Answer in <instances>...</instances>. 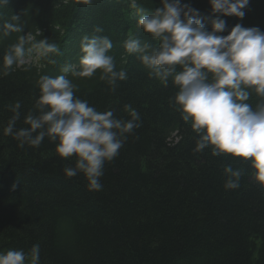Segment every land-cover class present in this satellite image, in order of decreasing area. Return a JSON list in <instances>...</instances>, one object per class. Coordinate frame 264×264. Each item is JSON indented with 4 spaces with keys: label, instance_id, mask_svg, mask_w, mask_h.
Returning a JSON list of instances; mask_svg holds the SVG:
<instances>
[{
    "label": "trees",
    "instance_id": "16d2710c",
    "mask_svg": "<svg viewBox=\"0 0 264 264\" xmlns=\"http://www.w3.org/2000/svg\"><path fill=\"white\" fill-rule=\"evenodd\" d=\"M130 3L9 0L0 6V25L22 26L7 36L0 32V252L22 249L27 263L39 245L38 264H264V184L244 158L213 156L211 147L194 151L197 134L170 102L178 91L172 78L165 85L149 76L138 54L123 47L130 36L143 44L154 39L138 26ZM182 3L202 16L214 15L209 0ZM137 4L151 11L162 7L161 0ZM244 11L242 19L221 15L228 30L220 35L237 23L264 31V0H249ZM206 27L211 30V23ZM63 32L72 44L71 64L78 62L83 36L109 37L115 70H124L127 78L117 80L113 90L100 70L91 78L63 73L70 64L60 55ZM27 34L35 41L48 38L59 53L6 72V50ZM42 75H66L77 86L75 95L97 111L112 110L124 120L131 119L127 106L139 113L141 126L127 134L119 155L104 166L101 190H89L83 173L67 177L64 169L74 167L75 158L59 156L47 137L39 147H20L4 134L16 102L21 108L15 130L30 127L24 119L38 111ZM262 101L251 92L247 103L255 108ZM229 165L242 173L236 189L225 187Z\"/></svg>",
    "mask_w": 264,
    "mask_h": 264
},
{
    "label": "clouds",
    "instance_id": "9594fccd",
    "mask_svg": "<svg viewBox=\"0 0 264 264\" xmlns=\"http://www.w3.org/2000/svg\"><path fill=\"white\" fill-rule=\"evenodd\" d=\"M84 2L90 4L92 0ZM209 3L213 16H202L198 9L182 0H161L162 7L145 14L137 0H131L130 7L140 14L138 26L158 40L159 46L142 45L139 39L130 36L123 47L128 54H138L150 70L149 76H155L165 85L172 78L178 91L170 102L197 134L195 152L211 147L213 156L231 154L244 158L257 181L264 184V101L255 108L247 103L251 92L264 98V31L237 23L228 35H220L228 30L221 15L242 19L249 0H209ZM8 4L9 0H0V6ZM12 19L18 21L19 15ZM206 22L211 23V30ZM13 31L21 32L22 26L8 22L0 25L4 36ZM28 44L31 46L27 52L35 51L41 57L59 53L57 45L49 43L48 38L35 41L30 34L20 36L3 56L6 72L14 70V65L26 63ZM112 48L107 36L85 35L81 40L79 65L67 64L62 72L91 78L100 70L101 79L107 80L114 90L117 80L126 79L127 73L115 70L114 57L108 54ZM37 83L40 95L35 109L38 111H30L24 119L30 127L15 130L21 108L16 102L4 134L19 141L20 147L25 144L39 147L47 137L56 143L59 156L75 158V166L64 169L67 177L83 173L89 181V190H101L104 166L119 155L127 134L141 126L139 113L127 106L131 119L124 120L116 118L112 110L97 111L87 100L75 95L77 86L66 75H42ZM224 170L228 174L225 187L238 188L241 171L230 165ZM31 256L32 264H38L39 245L32 247ZM26 259L22 249L0 252V264H25Z\"/></svg>",
    "mask_w": 264,
    "mask_h": 264
},
{
    "label": "rangeland",
    "instance_id": "374dc122",
    "mask_svg": "<svg viewBox=\"0 0 264 264\" xmlns=\"http://www.w3.org/2000/svg\"><path fill=\"white\" fill-rule=\"evenodd\" d=\"M29 264H32V262H29Z\"/></svg>",
    "mask_w": 264,
    "mask_h": 264
}]
</instances>
